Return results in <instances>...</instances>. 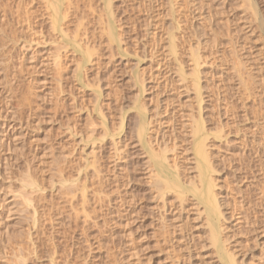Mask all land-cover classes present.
Listing matches in <instances>:
<instances>
[{
	"label": "rangeland",
	"instance_id": "rangeland-1",
	"mask_svg": "<svg viewBox=\"0 0 264 264\" xmlns=\"http://www.w3.org/2000/svg\"><path fill=\"white\" fill-rule=\"evenodd\" d=\"M107 1H65L64 32L84 44L88 61L70 37L53 48L62 38L51 41L45 0H0V125L16 114L11 143L0 145V264H228L207 238L194 192L153 195L134 132L143 106L166 140L154 145L172 143L168 157L178 158L185 179L197 172L187 123H205L224 212L214 222L228 239L221 242L236 264H264V0H111L108 10ZM26 177L39 188H25Z\"/></svg>",
	"mask_w": 264,
	"mask_h": 264
},
{
	"label": "bare ground",
	"instance_id": "bare-ground-1",
	"mask_svg": "<svg viewBox=\"0 0 264 264\" xmlns=\"http://www.w3.org/2000/svg\"><path fill=\"white\" fill-rule=\"evenodd\" d=\"M65 1L66 0H45V9H46V6L47 5H49V9H50V12H49V10H48V8H47V10H48V13L50 14L49 15V17H50V20H49V22H51L50 24H51V27H52V31L53 32H55L54 34H56V37H53V39H51V41L52 42H56L57 41V39L56 38H58V34L61 36H59L60 38H62L61 40H60V42H59V40L57 41L58 43H56V45H55V43H53V45L55 46V47H53V48H56V49H59L60 50V48L61 47H64V45H66V43H64V42H67L68 40H70L71 41V43H73L74 45H76V46H78V48H79V50H81L82 52L81 53H83V58L85 59V60H90V55H91V53L88 51V50H85L84 51V49H82L81 47H83L84 46V44L81 46V43L79 44V42H81V41H79L75 36H73V38H72V36L70 37V36H68L65 32H67V31H65L63 28H64V26L65 25H63L64 23H63V20H64V18H65V15H66V13H69L66 9H68L69 7H66L67 5H66V3H65ZM111 1V0H110ZM110 1H107V4H106V6H107V10H108V8H111V7H109L108 6V4H109V2ZM47 3V4H46ZM64 3H65V5H64ZM112 4H110V6H111ZM64 8H66V9H64ZM112 10V9H111ZM110 10V14H111V17H112V11ZM48 13H46V15L48 14ZM106 13H108V11L106 12ZM105 13V14H106ZM109 14V13H108ZM107 15V14H106ZM105 15V16H106ZM49 17H47V19L49 18ZM109 17H110V15H109ZM108 18V17H107ZM114 18V20H115V17H112V19ZM108 19H110V18H108ZM111 19V20H112ZM117 19V18H116ZM27 20V19H26ZM106 22V21H105ZM108 23H110L109 21H107ZM35 23H37V22H34V24ZM113 24H115L114 22H113ZM108 25V24H107ZM106 25V28H108V30L111 32V38H109L110 40L113 38V40L115 39V34H114V32L116 31H114L113 29H114V27H111L112 26V23H111V25L109 24L108 26ZM63 26V27H62ZM0 30H1V27H0ZM108 30H106V31H108ZM65 31V32H64ZM108 31V33H110ZM114 31V32H113ZM58 33V34H57ZM107 33V34H108ZM119 33H120V31H119ZM118 33V34H119ZM1 34V33H0ZM53 34V35H54ZM121 35V34H120ZM55 36V35H54ZM64 37H70V39H66L67 41H64L65 39H64ZM118 37V36H117ZM116 37V38H117ZM59 38V39H60ZM1 39V38H0ZM64 39V40H63ZM118 40H120V39H117V41ZM171 40H173V39H171ZM15 41H16V39H15ZM64 41V42H63ZM115 41V40H114ZM61 42L62 43H64V44H61ZM172 42V41H171ZM70 43V44H71ZM172 44V43H171ZM170 44V45H171ZM174 44V43H173ZM172 44V45H173ZM63 45V46H62ZM171 45V46H172ZM68 46V45H67ZM174 46H176V45H174ZM88 47V46H87ZM65 48V47H64ZM89 48V47H88ZM87 48V49H88ZM172 48H173V46H172ZM171 48V49H172ZM62 49V48H61ZM59 50H57V51H59ZM90 50V49H89ZM173 51L175 50L174 48L172 49ZM194 50H196V49H194ZM91 51V50H90ZM52 52V51H51ZM54 52V51H53ZM196 53V51H193V52H191L192 54L193 53ZM55 53H56V51H55ZM65 53V52H64ZM58 54V53H57ZM56 54V55H57ZM197 54H199V52H197ZM197 54H193V61H194V63H196V68H197V66L199 65L198 64V56L199 55H197ZM59 56H60V58H59ZM62 58H63V56H62ZM83 58H82V61H83ZM200 58L201 57H199V60H200ZM53 59H55V61H53V64L55 65L54 67H55V72H57L58 74L61 72L60 70H62L63 71V63H61L60 62V59H61V55L60 54H58V57L56 56H54V58ZM87 61V62H88ZM92 61V60H91ZM85 63V62H84ZM198 64V65H197ZM50 65V64H49ZM86 65V64H85ZM79 66V65H78ZM83 66V65H82ZM195 66V65H194ZM57 68V69H56ZM84 68V67H83ZM196 68H193V70L195 69V70H197ZM81 69V68H80ZM54 70V69H53ZM85 70V69H84ZM199 70V69H198ZM82 71V70H81ZM183 70H181L180 69V72H182ZM194 72V71H193ZM192 72V73H193ZM78 73V72H77ZM196 73L198 74V72L196 71ZM58 74H56V75H58ZM83 74V73H82ZM183 74V73H182ZM195 74V72L192 74V76ZM197 74H196V76H197ZM55 76V75H54ZM60 76V75H59ZM182 76V75H181ZM196 76H194V77H196ZM199 76V75H198ZM193 77V78H194ZM60 78V77H59ZM58 79V78H57ZM81 79V78H80ZM195 79V78H194ZM199 78L197 77V80H198ZM62 80V79H61ZM81 81V80H80ZM144 81V80H143ZM195 82H193L194 84H195V88H196V92L198 93V84H199V82H198V84H197V82H196V79L194 80ZM139 82H140V80H139ZM192 83V84H193ZM193 84V85H194ZM143 87H144V83H143ZM56 89V88H55ZM202 92V91H201ZM201 92H199V94H201L202 95V93ZM198 94V95H199ZM200 96V95H199ZM196 98H197V94H196ZM202 99H203V96H202V98L200 99V102L202 101ZM198 100V99H197ZM137 101V100H136ZM138 102V101H137ZM200 102H199V107H200ZM140 103H142V102H140ZM143 104V103H142ZM136 106V105H135ZM143 106V105H142ZM203 106V105H202ZM140 107H141V104H140V106H139V108L138 109H140ZM146 107V106H145ZM144 106L143 107H141V109L143 110V111H139V113H140V119H139V122H138V120H137V123H136V127H134L136 130L134 131L135 132V136L137 137V139L139 140V144H140V146H138V147H140V150L142 151V154L144 153L145 154V164H143V162H139V163H141V164H143L144 165V169H145V171H146V173L148 174L147 175V177L149 178V180H148V183L150 184V185H152V186H154L156 189H157V192L155 193L154 192V194L153 195H155V194H158V195H160L159 196V198H163L164 197V195H165V193H164V190L165 189H174L175 190V192H176V194H179V196H181V195H184L185 196V194H186V192H194V196H196V197H198L199 199V201L204 205V209H205V211H206V218H207V222L206 221H204V222H206V224H208V227H209V229H208V231H209V233H208V231L207 230H205L208 234H209V237H207V238H209L208 240H210V242H211V246H213V248H214V246H215V248H216V250L219 252V254L222 256V257H224L225 256V254H226V258H227V260H228V264H236V260L238 259H236V256H234V253L233 254H229L230 253V251H231V249H230V247L228 248V249H230V250H228V249H226V247L224 248V246L225 245H223V239H225V238H227V237H224V236H226L227 235V233H225L226 235H224L223 233V239H222V237H221V232L219 233V231H218V229H220V228H223V225L224 224H222V226H219L220 228H217V226H216V223L214 222V218L216 217V216H218V215H222L221 213H224L223 211L222 212H220V208H221V206L220 205H222V204H219V198H221V197H219L218 198V196H220V194L217 196V193H220V192H218L217 190V193H216V191L214 190L215 188H214V186H217V185H215L216 184V182H217V179L215 180V175L213 176V174L215 173H213V171H215V164L213 163L214 161H213V159L211 158V156L213 155H211L210 156V154L211 153H209L210 151H208L207 150V148H206V145L209 143L208 141H207V144H206V140H207V138L205 137V136H203V134H204V132L207 130V129H205V123L203 124V121L201 120V118L200 119H197L196 117H194L193 116V119L191 120H189L190 122H189V124L187 123V126H188V131L187 132H189V134H190V137L192 138H190L191 139V141L192 142H189V144H191L192 143V151H193V154L192 155H194V159L196 160V165H195V168H196V175H195V173H193L194 175H192V177L191 178H189L187 175L188 174H186V177L188 178H184L183 177V174H182V171L183 172H185L186 173V169L185 170H182L181 171V169H183V165L181 164V163H178L177 164V160H178V158L177 157H175V155H174V157L171 155L170 157H168L169 155V151H171V150H173L172 149V147H173V145L171 146V144H169L168 145V143L166 144V142L164 143H162L161 145L162 146H160V145H158L157 147L154 145V141H157V142H162L163 140L164 141H166L165 139H163L164 138V136H163V133H162V135H161V132L159 131V129H156L155 128V124L153 123L154 122V119H151V120H148L147 121V119H146V117H145V114H143L142 112H144V110H146V108H145ZM201 108V107H200ZM205 107L203 106V109H204ZM193 109V108H192ZM147 111V110H146ZM201 110H199V112H200ZM204 111H205V109H204ZM148 112V111H147ZM13 113V112H12ZM11 113V114H12ZM16 113V112H15ZM41 113V112H40ZM136 113H137V111H136ZM135 113V114H136ZM201 113V112H200ZM205 113V112H204ZM100 114H102V113H100ZM192 114V113H191ZM191 114H190V116H191ZM208 114V113H207ZM16 115V114H15ZM15 115H13V117H11V115H10V113L9 114H7V115H3V119L5 120V121H3L2 122V124L0 125L1 127H0V132H2L3 134H2V137L0 136V145L3 147L4 146V143L8 140H10V137H9V135H11V130H14L15 129V123H14V125H12V121H15V119H14V116ZM193 115H195L194 113H193ZM201 115V114H200ZM199 115V116H200ZM203 115H205V114H203ZM103 116V115H102ZM136 116H137V119H138V115L136 114ZM168 116V115H167ZM206 116V115H205ZM150 117V116H149ZM192 117V116H191ZM200 117H202V116H200ZM151 118H152V116H151ZM156 118V117H155ZM196 118V119H195ZM206 118V117H205ZM205 118H203V119H205ZM136 119V118H135ZM150 119V118H149ZM167 120V119H166ZM206 120V119H205ZM133 121H134V119H133ZM155 121L158 123V121H159V123H160V120H156L155 119ZM163 121V120H162ZM135 122H136V120H135ZM155 122V123H156ZM170 122V121H169ZM18 123V122H17ZM158 123V124H159ZM162 123V122H161ZM103 125V124H102ZM122 125V124H121ZM208 125V124H207ZM157 126V125H156ZM121 127V126H120ZM8 128H10V130H8ZM172 128V127H171ZM170 128V129H171ZM175 128V127H174ZM208 128H209V126H208ZM187 129V128H186ZM134 130V129H133ZM165 130V129H164ZM155 131V132H154ZM163 131V130H162ZM6 132V134H4ZM171 132V131H170ZM186 132V133H187ZM166 133H168V132H166ZM173 133H174V131H173ZM172 133V134H173ZM13 134H16V133H13ZM185 134V133H184ZM221 134V133H220ZM22 135V134H21ZM170 135V134H169ZM180 135V134H179ZM4 136H6V139H5V137ZM17 135H15L14 137L15 138H17L16 137ZM90 136H91V134H90ZM155 136V137H154ZM166 136V135H165ZM178 136V135H177ZM181 136V135H180ZM180 136H179V138H180ZM223 136V135H222ZM3 137H4V139H3ZM13 137V136H12ZM13 137V138H14ZM127 137H128V135H127ZM133 137H134V133H133ZM154 137V138H153ZM175 136H172V138H174ZM182 137V136H181ZM209 137V136H208ZM89 138V137H88ZM171 138V137H170ZM21 139V138H20ZM124 139V138H123ZM166 139H167V137H166ZM181 139V138H180ZM189 139V138H188ZM206 139V140H205ZM13 140V139H12ZM168 140H169V138H168ZM17 141H18V139H17ZM122 141V140H121ZM173 141H175V140H173ZM183 141V140H182ZM187 141H189V140H187ZM10 142V141H9ZM11 143V142H10ZM122 143V142H121ZM135 143V142H134ZM137 143V144H138ZM178 143V142H177ZM176 143V144H177ZM183 143H184V141H183ZM6 144V143H5ZM158 144V143H157ZM165 144V145H164ZM174 144V143H173ZM7 145V144H6ZM10 145V144H9ZM8 145V146H9ZM17 145V144H16ZM134 145V144H133ZM125 146H128V143H126L125 144V142H124V145L122 146V148H117L118 149V151H119V153H117L118 154V157L120 158L121 157V153H122V149L124 150L125 149ZM175 146V145H174ZM179 146H181V144L179 143ZM178 146V147H179ZM208 146V145H207ZM5 147V146H4ZM121 147V146H120ZM1 148V147H0ZM18 148V147H17ZM188 148V147H187ZM15 149V148H14ZM138 149V148H137ZM175 149V148H174ZM176 149H177V147H176ZM180 149V148H179ZM191 149V148H190ZM0 150H5L4 148H2V149H0ZM186 150V149H185ZM184 150V151H185ZM1 151V152H2ZM14 151V150H13ZM121 151V152H120ZM167 151L169 152L168 154H167ZM187 151V150H186ZM140 152V151H139ZM21 153H22V151H21ZM125 150L123 151V157H126L125 156ZM176 153V152H175ZM181 153V152H180ZM139 154V153H138ZM141 154V155H142ZM173 154V153H172ZM140 155V154H139ZM138 155V156H139ZM5 156V155H4ZM179 156V155H178ZM186 156V155H185ZM143 157V156H142ZM171 157H173V158H171ZM213 157V156H212ZM3 158V157H2ZM169 158H171L173 161H171L170 162V160L171 159H169ZM179 158H180V156H179ZM182 158V157H181ZM6 159V158H5ZM124 159V158H123ZM122 159V160H123ZM191 159V158H190ZM189 159V160H190ZM120 160V159H119ZM179 160H181V159H179ZM192 160H193V157H192ZM194 160V161H195ZM182 162V161H181ZM216 163V162H215ZM179 164H180V166H179ZM193 164H195L194 162H193ZM182 165V166H181ZM185 165V164H184ZM218 165V164H217ZM139 166V165H138ZM192 167H193V165H191ZM190 166V167H191ZM182 167V168H181ZM188 167H189V165H188ZM191 167V169H193ZM137 168V167H136ZM139 168V167H138ZM185 168V167H184ZM191 169H188V170H191ZM194 171H195V169H193ZM192 170V171H193ZM5 171V170H4ZM80 171V170H79ZM142 171V170H141ZM145 171H143V172H145ZM79 173V172H78ZM30 174V173H29ZM190 175V174H189ZM144 176V175H143ZM24 177H25V175H24ZM62 177V176H61ZM145 177H146V175H145ZM26 178H27V180H26ZM26 178H24L25 179V181L24 182H22V181H20V182H22V184L23 185H25V188H27L26 186H30V187H28V189L29 188H31L32 187V189H34V187H38V185L37 184H35L37 181H32V180H30V177H26ZM36 178V177H35ZM217 178V177H216ZM32 179V178H31ZM39 180V179H38ZM77 180V179H76ZM147 180V179H146ZM145 180V181H146ZM81 181V180H80ZM216 181V182H215ZM68 182V181H67ZM77 182V181H76ZM75 182V183H76ZM41 184V183H40ZM73 184H74V182H73ZM37 185V186H36ZM71 185V184H70ZM78 185V184H77ZM76 185V186H77ZM150 185H149V187H150ZM83 186V185H82ZM81 186V187H82ZM151 186V187H152ZM24 187V186H23ZM42 187V186H41ZM71 187V186H70ZM68 188V189H71V188ZM83 187H85V186H83ZM82 187V188H83ZM148 187V188H149ZM21 188V187H20ZM39 188V187H38ZM37 188V189H38ZM43 188V187H42ZM72 188H73V186H72ZM77 188H79L78 186H77ZM77 188H75L74 190H77ZM147 188V189H148ZM154 188V189H155ZM32 189H30V191L28 190L27 192H31L32 193ZM153 188H151V190H154ZM155 189V190H156ZM24 191V194H22V192L20 193L23 197H24V200H23V202H21V203H23V204H25V203H27V204H30L31 206L33 205V204H31L32 202H30L31 201V199H29V194H27L26 192H25V189H23ZM79 190H80V188H79ZM83 190H85V189H83ZM83 190H82V193L81 194H84L83 193ZM150 190V189H149ZM150 190V191H151ZM154 190V191H155ZM34 191H36V189L34 190ZM172 191V190H171ZM170 191V192H171ZM39 191H37V193H38ZM69 192H71V191H69ZM74 192V191H73ZM85 192V191H84ZM147 192V191H146ZM151 192H153V191H151ZM150 192V193H151ZM36 193V192H35ZM164 193V195H163V197H161L162 196V194ZM172 194H175V193H173V192H171ZM25 194H27V196L28 197H26L25 196ZM33 194V193H32ZM32 194H30V195H32ZM42 194V193H41ZM167 194V193H166ZM191 194V193H190ZM153 195H152V197H153ZM33 196V195H32ZM82 197H83V195H81ZM176 196V195H175ZM178 196V195H177ZM177 196L176 197H174L175 199L177 198ZM188 196H189V194H188ZM22 197V198H23ZM31 197V196H30ZM38 197H40V196H38ZM182 197V196H181ZM180 197V198H181ZM186 197H187V195H186ZM21 198V199H22ZM141 198V197H140ZM150 198H151V196H150ZM155 198V197H154ZM159 198H158V200H159ZM174 198H173V200H174ZM179 198V197H178ZM190 197H188V199H189ZM192 198H193V196H192ZM19 199H20V197H19ZM86 199V198H85ZM147 199V198H146ZM83 200H84V198H83ZM167 200V199H166ZM172 199H171V201H173ZM176 200H178L179 201V199H176ZM185 200H186V198H185ZM185 200H183V202L185 201ZM190 200V199H189ZM38 201V200H37ZM40 201V200H39ZM136 201V200H135ZM134 201V202H135ZM162 201V200H161ZM188 201V200H187ZM190 201H193V199H191ZM194 201L195 202H197L196 201V199H194ZM20 202V201H19ZM86 202V201H85ZM84 202V203H85ZM20 203V205L22 206V204ZM34 203V202H33ZM185 203V202H184ZM221 203V202H220ZM151 204V203H150ZM165 204V203H164ZM170 204V203H169ZM172 204V203H171ZM175 204H176V202H175ZM179 204V203H178ZM182 204V203H181ZM180 204V205H181ZM194 204V203H193ZM159 205V204H158ZM157 205V206H158ZM161 205V204H160ZM173 205H174V203H173ZM183 205V204H182ZM185 205V204H184ZM183 205V206H184ZM198 205V204H197ZM203 205H200V206H203ZM28 206V205H27ZM26 206V207H27ZM40 206V205H39ZM83 206H84V204H83ZM163 206V205H162ZM179 206V205H178ZM183 206H181L182 208H183ZM34 207V206H33ZM153 207V206H152ZM164 207V206H163ZM171 207V206H170ZM175 207H177V205L176 206H174V208ZM180 207V206H179ZM178 207V208H179ZM19 208V207H18ZM22 208V207H21ZM20 208V209H21ZM23 208H25V206H23ZM28 208V207H27ZM40 208V207H39ZM158 209H159V207H157ZM162 208V207H161ZM167 208H169V207H167ZM171 208H173V207H171ZM174 208H173V211H174ZM178 208H176L177 209V211L179 210ZM16 209V208H15ZM26 209V208H25ZM24 209V210H25ZM29 209V208H28ZM35 209H36V205H35ZM35 209H34V211H35ZM148 209V208H147ZM176 209H175V211L174 212H176ZM23 210V209H22ZM22 210H21V212H19L20 210H18L17 209V212H19L20 214L22 213ZM38 210V209H37ZM84 210V209H83ZM131 210V209H130ZM167 210V209H166ZM166 210L164 211V212H166ZM26 211V210H25ZM138 211V210H137ZM158 211V210H157ZM179 211H182V209L180 208V210ZM178 211V213H179V215L180 214H182V213H180ZM184 211V210H183ZM202 211H204L203 209H202ZM24 212V211H23ZM28 212H29V210H28ZM37 212V211H36ZM35 212V213H36ZM39 212V211H38ZM140 213H141V211H139ZM139 212L136 214V215H138L137 217H139L140 215H139ZM143 212V211H142ZM160 212H162V213H164L163 212V210L162 211H160ZM170 212H171V210H170ZM19 213H17V214H19ZM166 213H169V211L168 212H166ZM166 213H164V214H162V215H165L166 216ZM24 214V213H23ZM27 214V213H26ZM30 214V213H29ZM29 214H27L26 216H29ZM34 214V213H33ZM38 214V213H37ZM161 214V213H160ZM160 214H158V215H160ZM177 214V213H176ZM36 214H34V216H35ZM39 215V214H38ZM148 215V214H147ZM224 215V214H223ZM222 215V216H223ZM24 216H25V214H24ZM34 216H33V221H34ZM141 216H143V215H141ZM156 216V215H155ZM165 216H163V218L165 217ZM205 216V215H204ZM20 217V216H19ZM30 217V216H29ZM29 217L27 218L28 220H29ZM161 218H162V216H160ZM160 217H157V218H160ZM181 217V216H180ZM21 218H23V216H21ZM25 218V217H24ZM30 218H32V217H30ZM143 217H141V219H142ZM176 218H179V216L178 217H176ZM219 218V217H218ZM221 218V217H220ZM219 218V219H220ZM27 219H25L26 221H28ZM36 219H37V217H36ZM35 219V220H36ZM136 219V218H135ZM138 219H140V218H138ZM165 219V218H164ZM167 219H168V217H167ZM167 219H165V221H161L162 223L163 222H166V220ZM30 220H32V219H30ZM38 220V219H37ZM36 220V221H37ZM180 220V219H179ZM204 220H205V218H204ZM25 221V222H26ZM32 221V222H33ZM139 221H141V220H139ZM138 221V222H139ZM169 221H171L170 219H169ZM219 221V220H218ZM28 222H30V221H28ZM172 222V221H171ZM180 222V221H179ZM31 223V222H30ZM167 223H169L170 225L172 224V223H170V222H167ZM166 223V224H167ZM174 223V222H173ZM219 223V222H218ZM221 223V222H220ZM36 224V223H35ZM152 224V223H151ZM164 224V223H163ZM162 224V225H163ZM182 224V223H181ZM186 224V223H185ZM140 225H142L141 223H140ZM159 225V224H158ZM168 225V224H167ZM173 225V224H172ZM219 225H221V224H219ZM161 225H159V227H160ZM175 226V223H174V225H173V227ZM184 226V225H183ZM31 227V226H30ZM30 227H28V229L30 228ZM33 227V226H32ZM143 227V226H142ZM161 227H163V226H161ZM168 227L169 226H167L166 228V230H167V232L166 233H168V230L170 229V227H169V229H168ZM172 227V228H173ZM207 226L205 225V228H206ZM140 228V227H139ZM185 228V227H184ZM33 229V228H32ZM164 229V228H163ZM175 229V228H174ZM179 229H180V226H179ZM181 229H183V228H181ZM158 230H160V229H158ZM162 230V229H161ZM223 230V229H222ZM28 232H29V230H27ZM32 231V230H31ZM163 231H165V230H163ZM172 232L174 231V230H171ZM171 231H170V233L169 234H171ZM176 231V230H175ZM184 231V230H183ZM185 231H186V229H185ZM220 231H221V229H220ZM182 232V231H181ZM224 232H225V229H224ZM29 233H31V232H29ZM166 233H163L164 235L163 236H165V234ZM176 233V232H175ZM180 233V232H179ZM186 233V232H185ZM207 234V235H208ZM30 235V234H29ZM174 235V234H173ZM181 235V234H180ZM31 236H33V233L31 234ZM169 236V235H168ZM183 236V235H182ZM181 236V237H182ZM191 236V235H190ZM193 236V235H192ZM30 237V236H29ZM166 237V236H165ZM164 237V238H165ZM184 237V236H183ZM31 238V237H30ZM167 238H169V237H167ZM187 239H188V237H186ZM193 238V237H192ZM192 238H190V240L192 239ZM184 239V238H183ZM169 240V239H168ZM167 240V241H168ZM172 239H170L169 240V242L171 241ZM193 240V239H192ZM191 240V241H192ZM221 240H223L222 242H221ZM226 240H228V239H225V243H227L226 242ZM160 241V240H159ZM175 242V241H174ZM181 242V241H180ZM179 242V243H180ZM162 243V242H161ZM165 243H168V242H165ZM224 243V244H225ZM213 244V245H212ZM175 245V244H174ZM194 245H196V244H194ZM188 246H190V245H188ZM226 246L228 247L229 245L228 244H226ZM188 249V248H187ZM214 250V249H213ZM226 250V251H225ZM190 251V250H189ZM215 251V250H214ZM217 251H215V253L217 252ZM227 251H228V253H227ZM235 251V250H234ZM233 251V252H234ZM18 252H20V253H22L21 251H18ZM192 252V251H191ZM232 253V252H231ZM18 254V253H17ZM21 255H23V254H21ZM233 255V256H232ZM24 256V255H23ZM220 256V257H221ZM235 257V258H234ZM21 258V257H20ZM21 259H23V258H21ZM21 259H19L20 261H22ZM179 259V258H178ZM19 260H18V264H26L25 263V259H24V262L22 261V262H20L19 263ZM225 260V259H224ZM27 261V260H26ZM238 261V260H237ZM239 262V261H238ZM237 262V263H238Z\"/></svg>",
	"mask_w": 264,
	"mask_h": 264
}]
</instances>
